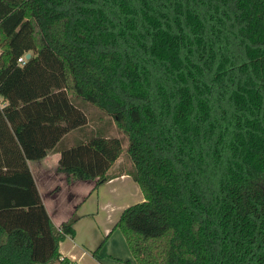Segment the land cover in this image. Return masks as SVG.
Here are the masks:
<instances>
[{"label": "trees", "instance_id": "obj_1", "mask_svg": "<svg viewBox=\"0 0 264 264\" xmlns=\"http://www.w3.org/2000/svg\"><path fill=\"white\" fill-rule=\"evenodd\" d=\"M79 100L123 155L107 122L60 145ZM56 149L95 188L122 156L137 264H264V0H0V264H75L29 167Z\"/></svg>", "mask_w": 264, "mask_h": 264}, {"label": "crops", "instance_id": "obj_2", "mask_svg": "<svg viewBox=\"0 0 264 264\" xmlns=\"http://www.w3.org/2000/svg\"><path fill=\"white\" fill-rule=\"evenodd\" d=\"M88 126L66 135L62 140H66L63 146L70 147L87 138L90 134ZM59 159V150H52L45 158L30 161L29 167L46 210L56 226L74 213L80 217L74 226L75 235L67 236L60 243L62 256L75 264H137L121 231L114 228L125 208L144 200L138 183L128 174H118L116 169L122 158L109 171L113 178L98 188H95L94 180L69 183L66 175L58 171ZM78 193L86 194L87 198L79 207H75L77 202H74V198ZM64 194V200L66 195H70L71 207L67 211L62 209L60 214L56 210L51 212L47 199L58 202ZM84 216H89L86 230L82 229L86 228L82 226Z\"/></svg>", "mask_w": 264, "mask_h": 264}, {"label": "rangeland", "instance_id": "obj_3", "mask_svg": "<svg viewBox=\"0 0 264 264\" xmlns=\"http://www.w3.org/2000/svg\"><path fill=\"white\" fill-rule=\"evenodd\" d=\"M79 103H82V104H85V105H87L88 107H87V113H88V116L90 117V124H89V131L91 130V129H93L94 127H96V125H100V126H102V125H104V123L105 122H107L106 124H105V129H107V132H108V134H110V136H119V137H121V138H123L122 139V141H123V147H124V151H123V153H122V155L125 153V146H126V144H127V139L122 135V134H119V132L116 130V128H115V125H114V123H113V120H112V118H110V117H106V116H104L103 117V121L102 120H100V121H97L96 122V120H97V118L99 119L101 116H102V113H101V111H99L97 108H95L93 105H91V104H89V103H87V102H85V101H83V100H79ZM102 121V122H101ZM109 122V123H108ZM66 142V140H64V141H62L61 143H60V145H62V144H64ZM121 158H122V156H121ZM118 172H119V169L117 168L116 169ZM69 194L68 195H66V199L64 200V198H65V194L64 195H61V200H59L58 202H54V200L53 199H47L48 201H49V208H50V210H51V212L52 211H54V210H56L57 212H59L58 214H60V211L62 210V209H64V211L66 210H68L67 208H70L71 206H70V204H69ZM86 196V194H84V193H78V194H76V196H75V198H74V202L76 201L77 203L75 204V207H79V205L82 203V202H84L85 201V199L87 198V197H85ZM72 197V196H71ZM70 197V198H71ZM141 202V201H140ZM52 203V204H51ZM135 204V203H134ZM74 207V208H75ZM89 216H84L83 217V223H82V226H84V227H86V228H82V229H84V230H86L87 229V223H89V218H88Z\"/></svg>", "mask_w": 264, "mask_h": 264}, {"label": "built area", "instance_id": "obj_4", "mask_svg": "<svg viewBox=\"0 0 264 264\" xmlns=\"http://www.w3.org/2000/svg\"><path fill=\"white\" fill-rule=\"evenodd\" d=\"M26 58H27L26 56L19 58V62H20V63H23V62L25 61Z\"/></svg>", "mask_w": 264, "mask_h": 264}, {"label": "water", "instance_id": "obj_5", "mask_svg": "<svg viewBox=\"0 0 264 264\" xmlns=\"http://www.w3.org/2000/svg\"><path fill=\"white\" fill-rule=\"evenodd\" d=\"M30 56H31V54H30V53H29V54H27V55H26L27 59H28V58H30Z\"/></svg>", "mask_w": 264, "mask_h": 264}]
</instances>
